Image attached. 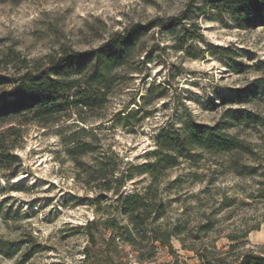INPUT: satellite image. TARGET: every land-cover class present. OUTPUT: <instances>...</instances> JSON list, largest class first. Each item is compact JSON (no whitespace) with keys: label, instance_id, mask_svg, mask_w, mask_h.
<instances>
[{"label":"rangeland","instance_id":"1","mask_svg":"<svg viewBox=\"0 0 264 264\" xmlns=\"http://www.w3.org/2000/svg\"><path fill=\"white\" fill-rule=\"evenodd\" d=\"M187 2L4 0L0 2V76L13 75L18 69L19 62L10 60L16 59L10 54L33 61L62 45L85 50L128 23L177 14ZM162 11L166 14L161 15ZM191 19L202 33V38L190 42L198 56L191 59L166 48L162 60L150 64L145 83L133 79L107 106L109 116L131 98L139 101L147 90L163 93L146 105L150 114L133 128L101 123L105 129L99 135L124 161H145L155 148L159 130L178 128L190 118L214 125L228 108L264 117V86L254 82L263 74L258 67L264 63V28H244L228 15L200 14L196 6ZM160 41V45L170 43L168 38ZM217 46L237 52L238 72L221 58L224 54ZM157 84L163 88L157 89ZM63 125L23 126L15 148L21 166L14 174L0 171V239L17 243L13 254H0V264H85L82 250L87 236L82 226L109 213L98 210L109 198L74 179L73 162L64 154L60 140ZM229 131L255 145L256 160H244L256 167L257 174L236 175L220 165L224 157L216 156H205L197 166L185 161L168 169L158 184L166 205L160 223L162 228L177 225L183 232L166 244L156 241L153 249L143 248L142 253H152L144 260L131 245L118 241L124 264H129L130 253L141 264H196L204 250L224 253L237 245V253L264 246V199L257 193L264 182V130L239 125ZM146 180L145 176L132 180L125 191L133 189L135 182L142 189Z\"/></svg>","mask_w":264,"mask_h":264},{"label":"trees","instance_id":"2","mask_svg":"<svg viewBox=\"0 0 264 264\" xmlns=\"http://www.w3.org/2000/svg\"><path fill=\"white\" fill-rule=\"evenodd\" d=\"M195 6L200 14L228 15L244 28H264V0H188L179 13L128 23L95 47L76 50L62 45L33 61L10 54L16 58L10 60L19 62L18 69L13 75L0 76V171L14 174L21 166L15 148L23 126L64 123L59 135L64 154L73 162L74 179L110 199L98 207L109 213L87 220L82 226L87 236L82 250L85 264H124L118 241L131 245L138 258L144 260L152 253H142L143 248L153 249L156 241L166 244L183 232L177 225L162 228L160 223L166 205L159 196L158 184L168 169L185 161L197 166L205 156H216L224 157L220 165L236 175L257 174L256 167L244 160H256L259 153L255 145L229 130L239 125L264 130V117L241 108L224 110L214 125L190 118L178 128H162L154 137L155 148L141 163L124 161L99 135L105 129L102 122H110L111 128H133L150 114L146 105L162 97V92L147 90L139 101L133 97L109 116L106 109L114 94L127 88L130 81L138 77L146 82L150 64L162 60L166 48L191 59L198 56L190 44L202 38L199 25L191 19ZM162 38L170 43L160 45ZM217 49L228 66L238 72L240 64L234 60L237 52L228 47ZM258 69L263 74L254 82L263 87L264 63ZM140 176L147 179L142 189L136 188L135 182L133 189L125 191L127 184ZM257 193L264 199V182ZM16 246V241L0 239V254L9 256ZM236 247L231 245L224 253L201 251L196 264H264V246L234 253Z\"/></svg>","mask_w":264,"mask_h":264},{"label":"built area","instance_id":"3","mask_svg":"<svg viewBox=\"0 0 264 264\" xmlns=\"http://www.w3.org/2000/svg\"><path fill=\"white\" fill-rule=\"evenodd\" d=\"M129 264H141L133 255L130 253L128 254Z\"/></svg>","mask_w":264,"mask_h":264},{"label":"clouds","instance_id":"4","mask_svg":"<svg viewBox=\"0 0 264 264\" xmlns=\"http://www.w3.org/2000/svg\"><path fill=\"white\" fill-rule=\"evenodd\" d=\"M53 7H55V5H53ZM64 7H68V5H64ZM160 14H161V15H164V14H166V12H163V11H162ZM99 54H100V53H97V55H99Z\"/></svg>","mask_w":264,"mask_h":264}]
</instances>
